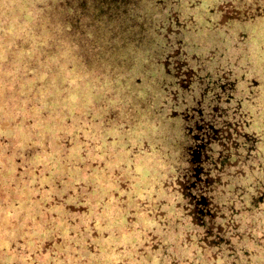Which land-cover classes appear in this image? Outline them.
I'll return each instance as SVG.
<instances>
[{
    "label": "rangeland",
    "instance_id": "obj_1",
    "mask_svg": "<svg viewBox=\"0 0 264 264\" xmlns=\"http://www.w3.org/2000/svg\"><path fill=\"white\" fill-rule=\"evenodd\" d=\"M59 1L0 0V264H264V0ZM236 57L211 227L184 124Z\"/></svg>",
    "mask_w": 264,
    "mask_h": 264
},
{
    "label": "trees",
    "instance_id": "obj_2",
    "mask_svg": "<svg viewBox=\"0 0 264 264\" xmlns=\"http://www.w3.org/2000/svg\"><path fill=\"white\" fill-rule=\"evenodd\" d=\"M62 3V0L59 1V4ZM70 12L68 8L65 13L58 14V18L67 21L68 31H72L74 22L79 19L76 17L70 21ZM237 61L236 57L232 65L227 63L220 67L216 75L208 74L211 86L206 95L203 94L205 99L191 105L190 117L184 124L185 167L182 177L185 183H191L197 195L194 204L206 207L205 213L194 211L195 220L205 221L211 227L218 217L214 200L216 186L211 183L217 182L225 160L238 158L242 151L251 156L258 140L257 135L247 129V97L239 93L233 74Z\"/></svg>",
    "mask_w": 264,
    "mask_h": 264
},
{
    "label": "flooded vegetation",
    "instance_id": "obj_3",
    "mask_svg": "<svg viewBox=\"0 0 264 264\" xmlns=\"http://www.w3.org/2000/svg\"><path fill=\"white\" fill-rule=\"evenodd\" d=\"M197 137V136H196Z\"/></svg>",
    "mask_w": 264,
    "mask_h": 264
}]
</instances>
